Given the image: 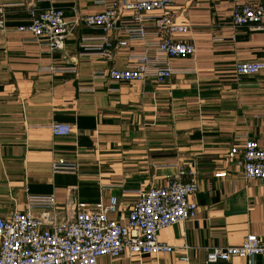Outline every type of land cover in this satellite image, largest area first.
I'll return each instance as SVG.
<instances>
[{
    "label": "crops",
    "instance_id": "crops-1",
    "mask_svg": "<svg viewBox=\"0 0 264 264\" xmlns=\"http://www.w3.org/2000/svg\"><path fill=\"white\" fill-rule=\"evenodd\" d=\"M109 1L51 0L71 25L61 49L51 50L18 31L30 23L28 6L49 3L0 0L7 27L0 32V219L27 211L28 196L53 197L59 222L73 220L75 205H108L114 197L117 212L108 219L124 222L138 191L183 172L181 182L197 185L189 198L197 212L159 233L173 252L101 257L97 264H202L210 249L264 234V182L245 179L241 164L246 141L264 145V72L234 71L238 63L264 61V32L230 25L235 5L260 0H173L174 17L189 31L172 39L192 43L195 52L167 59L180 72L162 83L94 78L145 52L143 43L120 42L121 27L136 25L125 19L111 33L109 59L79 54L82 38L103 34L81 19ZM53 123L68 125L70 134L53 136ZM233 148L239 151L229 157ZM58 158L76 163L77 173L53 174ZM231 264H264V257Z\"/></svg>",
    "mask_w": 264,
    "mask_h": 264
},
{
    "label": "built area",
    "instance_id": "built-area-1",
    "mask_svg": "<svg viewBox=\"0 0 264 264\" xmlns=\"http://www.w3.org/2000/svg\"><path fill=\"white\" fill-rule=\"evenodd\" d=\"M45 9L28 6L30 23L20 27L32 35V41L51 50L61 49L63 40L71 33V25L61 10L51 5ZM39 1H36V3ZM173 0H112L104 4L103 12L88 15L81 22L90 29H100L98 37H84L79 44V54L109 59L112 53L111 33L117 30L119 20H129L135 26L121 27L120 42L143 43L145 52L130 57L123 69H110L95 73L96 79L118 82L162 83L177 74L167 59L193 56L195 47L190 42H175L173 35L189 31L188 25L179 22L172 12ZM151 25L153 31L147 29ZM231 27H248L264 32V0L241 3L232 8ZM3 7L0 8V32H6ZM119 46V42L116 45ZM150 51L154 55H150ZM147 52V53H146ZM235 74L257 75L264 72V61L238 63ZM55 137L67 136L68 125L53 123L49 126ZM242 172L245 179L264 182V145L246 141L242 146ZM239 150L231 149L233 157ZM53 174L74 175L78 165L58 158L51 163ZM183 172L165 186L138 191L124 222L108 219L116 213L118 200L110 199L108 205L94 207L75 205L73 220L59 222L54 199L51 196H28V210L16 212L9 219H0V264H97L101 257L116 259L124 254L138 257L171 253L173 249L159 240V233L170 226L195 217L197 205L190 196L197 192L193 179L181 182ZM223 174L217 177H223ZM37 210L40 215L30 211ZM264 257V234L247 235L236 247L213 248L207 252L202 264H231L234 257L251 259ZM180 261L186 262L182 257Z\"/></svg>",
    "mask_w": 264,
    "mask_h": 264
}]
</instances>
